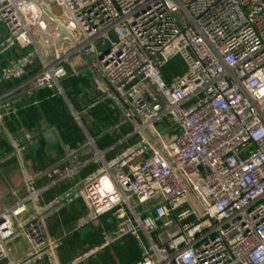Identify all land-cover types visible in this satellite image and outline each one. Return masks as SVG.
Here are the masks:
<instances>
[{"label":"built area","instance_id":"1","mask_svg":"<svg viewBox=\"0 0 264 264\" xmlns=\"http://www.w3.org/2000/svg\"><path fill=\"white\" fill-rule=\"evenodd\" d=\"M41 4L60 9L53 15L74 41L56 47ZM0 23V56L24 51L0 72V88L19 82L0 93V137L20 95L62 94L84 53L106 82L101 100L131 129L127 148L111 161L96 151L101 167L55 206L81 200L91 222L111 215L106 243L134 237L135 264H264V0H0ZM176 58L185 72L167 82ZM48 174L64 180L77 170L61 164ZM26 185L28 197L0 213V264H59V242L36 208L41 190L28 177ZM28 203L36 214L21 223ZM18 235L29 249L15 259L8 243Z\"/></svg>","mask_w":264,"mask_h":264},{"label":"crops","instance_id":"2","mask_svg":"<svg viewBox=\"0 0 264 264\" xmlns=\"http://www.w3.org/2000/svg\"><path fill=\"white\" fill-rule=\"evenodd\" d=\"M7 35L6 26L0 23V44ZM22 55L24 51L19 49L1 55L0 72ZM76 63L80 75L60 82L62 94L57 89H44L32 95H20L17 115L6 121L5 133L0 137V213L28 197V177L33 180V186L41 190L36 208L45 211V230L50 238L59 242L56 251L59 264H135L142 257V248L134 237L126 236L110 245L106 243L105 235H112L116 228L111 215L91 222L89 210L81 200L55 206V201L80 179H86L101 167L102 164L93 161L96 151H100L106 161L115 159L127 148L126 137L131 133L130 127H118L122 114L115 103L110 99L101 100L99 84L106 82L100 73L85 57ZM171 77L172 74H168L166 81L170 82ZM18 83L3 84L0 93ZM74 113L78 114V120ZM70 118L78 124L85 139L64 141L59 126ZM52 130L59 142L51 145L45 135ZM91 141L94 145H89ZM129 142L133 143L134 139ZM61 164L62 168L76 167L77 175L64 180L49 176V170ZM35 214L34 205L28 203L18 221L26 223ZM8 248L11 256L19 259L28 251L29 243L18 235L8 243ZM38 264L50 263L44 258Z\"/></svg>","mask_w":264,"mask_h":264},{"label":"rangeland","instance_id":"3","mask_svg":"<svg viewBox=\"0 0 264 264\" xmlns=\"http://www.w3.org/2000/svg\"><path fill=\"white\" fill-rule=\"evenodd\" d=\"M52 12L55 16L60 17L61 12L59 8L53 7ZM167 68L170 74H181L185 72V66L183 62L178 58L171 61ZM59 132L64 139L65 142H77L81 139H85L81 129L79 128L78 124L73 120V118L67 120L61 126H59ZM156 238V237H155Z\"/></svg>","mask_w":264,"mask_h":264},{"label":"water","instance_id":"4","mask_svg":"<svg viewBox=\"0 0 264 264\" xmlns=\"http://www.w3.org/2000/svg\"><path fill=\"white\" fill-rule=\"evenodd\" d=\"M37 3L40 2V0H35ZM41 8L44 12V14L53 20V22L55 23L56 25V33L58 34V41H57V44H56V47H59L62 43V41L68 39L70 41H74V38L72 36L71 33H69L64 25L62 24V22L57 19L50 11V9L45 5V4H41ZM48 50H52V47H50ZM84 56L85 58L87 59V61L97 70L96 66L94 65V63L92 62L91 58L89 56H87L85 53H84ZM98 71V70H97ZM45 138L47 140V142L49 144H57L59 142V138L56 134L55 131H49L46 135H45Z\"/></svg>","mask_w":264,"mask_h":264},{"label":"trees","instance_id":"5","mask_svg":"<svg viewBox=\"0 0 264 264\" xmlns=\"http://www.w3.org/2000/svg\"><path fill=\"white\" fill-rule=\"evenodd\" d=\"M182 62H183V61H182ZM183 64H184V63H183ZM168 74H170V72H169V70H168V68H167V66H166V68L163 70V76H164L165 80L167 79L166 77H167Z\"/></svg>","mask_w":264,"mask_h":264}]
</instances>
